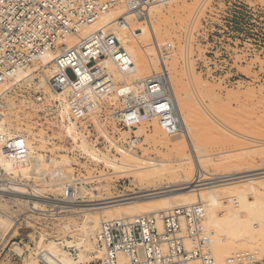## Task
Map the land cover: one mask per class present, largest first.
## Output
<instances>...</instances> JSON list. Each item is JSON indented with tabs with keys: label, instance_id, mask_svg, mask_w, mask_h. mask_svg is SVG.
Wrapping results in <instances>:
<instances>
[{
	"label": "built area",
	"instance_id": "1",
	"mask_svg": "<svg viewBox=\"0 0 264 264\" xmlns=\"http://www.w3.org/2000/svg\"><path fill=\"white\" fill-rule=\"evenodd\" d=\"M167 1L0 0V85L48 52L59 51L45 86L39 84L38 71L23 83L0 86V123H19L0 132V158L8 162L7 169L0 167V202L19 213L14 222L21 240L29 237L20 219L29 205L34 224L41 225L70 214L69 206L91 204L75 196L79 190L93 193L104 178L90 167V162L97 163L91 154H108L116 163L130 156L139 164L148 163L136 134L142 123L156 119L166 135L178 134L180 121L166 72H153L137 90L115 83L105 62H113L122 73L131 72L133 62L106 28L86 33L120 3L135 11ZM69 38L75 40L71 46H57ZM60 162L67 164L54 174ZM127 195L133 197L127 193L114 198L130 199ZM30 197L42 205L23 200ZM204 217V208L192 205L104 220L94 238L102 257L91 263L214 264ZM257 254L240 251L229 263L256 264Z\"/></svg>",
	"mask_w": 264,
	"mask_h": 264
},
{
	"label": "rangeland",
	"instance_id": "2",
	"mask_svg": "<svg viewBox=\"0 0 264 264\" xmlns=\"http://www.w3.org/2000/svg\"><path fill=\"white\" fill-rule=\"evenodd\" d=\"M152 16L163 43L162 57L144 48L143 60L138 62L129 49L122 46L133 62V69L144 70L143 76L161 72L163 61L168 67L166 75L168 78L173 76L174 95L180 96V104L185 107L181 111L184 117H189L187 124L197 141L195 154L199 152L196 156H199L201 173L205 177L240 172L241 175L264 173V0H175L153 8ZM131 23L144 25L141 15L132 18ZM132 37L135 42L136 38ZM142 41L147 42V39ZM112 69H108L111 75ZM132 80L127 84L114 82L132 87ZM6 125L13 128L15 125L18 127L19 123L10 120ZM155 126L158 131H155ZM136 134L142 140L140 149L148 163L139 164L137 158L129 157L118 162L120 169H113L108 155L100 154L99 159L104 160V164L90 162V167L96 168L104 178L93 187V193L83 190L87 195L81 197L94 201L138 193L140 189H154L181 178L195 180L193 167L181 161L188 150L178 152L160 144L166 139V134L157 120H151L142 129L139 126ZM176 139L171 141L172 146L179 143L180 140ZM175 141L177 143L174 144ZM159 163L164 171L159 169L158 172L153 167ZM121 173L126 175L110 178ZM261 176L264 174L253 178ZM120 180H124L125 184ZM247 186L253 187V194L247 196L250 202H246L243 208L244 228L237 240L229 239L237 235L230 227L221 228L219 240L213 236L211 231L214 230L205 226L211 237V248L215 247L217 239V243L222 245L221 249L230 248L217 255L223 258L225 264L231 255L240 251L258 253L256 264H264V178L252 181ZM227 187L224 189L228 190ZM97 194L99 199L96 198ZM237 202L239 205L240 199ZM226 203L227 209H238H234L231 202ZM225 206L218 209V214H225V217L232 215ZM30 211L31 205L20 217L22 230L29 234V237L21 240L14 222L19 213L0 202V218L9 217L14 222L10 224L12 229L7 237L0 235V264H42L38 256L39 250H42L38 248L40 245L44 248L58 247L74 260L82 256V264H98L91 263L97 259L94 258L97 228L92 235H84L82 215L73 214L36 225ZM143 211L146 213L139 215L155 213L153 209ZM47 224H51L49 228ZM45 234L50 238L43 241ZM66 242L72 243L73 250H67ZM213 257L215 260L214 252Z\"/></svg>",
	"mask_w": 264,
	"mask_h": 264
},
{
	"label": "bare ground",
	"instance_id": "3",
	"mask_svg": "<svg viewBox=\"0 0 264 264\" xmlns=\"http://www.w3.org/2000/svg\"><path fill=\"white\" fill-rule=\"evenodd\" d=\"M173 1L175 0H169L165 3H159L156 5H152L151 7H147L144 10H135V11H128L125 8L124 4L120 3L115 8L103 14L95 23L90 25V27L87 28L86 33L99 28L107 29L108 27L109 29L107 30L117 38L121 46L123 45L124 47L129 49L131 55L135 57L138 62H141V60H143L142 52H144L143 51L144 48H147L148 51L152 54L155 53L156 55H158L159 53L161 55L160 52H162L163 43L160 39L161 36L159 33V28L154 22L152 12H153V8L159 7L160 5L169 4ZM138 15H141L143 18L144 21L143 26H135L132 25L131 23L132 18H136ZM120 21L121 23H119ZM132 36L136 38L135 42ZM137 36L141 40L137 39ZM144 39H147V42L142 41ZM136 40L138 41L137 43ZM74 42L75 40H73V38H69L65 43H59L57 46L69 47ZM140 42L141 43L143 42V44H140ZM58 52L59 51L48 52L45 56L41 58L40 62L34 64L33 66L27 67L24 70H21L15 75V77L9 80V82H5L1 84L0 85L1 88L5 86H10L12 83H17L19 81L20 83L21 82L23 83V81L25 80L24 78L28 76L34 77L33 74L36 71L40 73L38 75V79L41 76V78L39 79L40 86H45L44 82L46 81V77L54 67L52 61L58 56ZM161 66H162L161 71L163 70L168 73V67L166 66L164 61L161 64ZM109 67H111V69L112 68L114 69L111 70L112 75L109 73L108 70ZM105 68H107L108 74L111 77L113 76L112 77L113 82L115 80L127 84V81L133 79L132 80L133 83L131 84H133L132 87L135 89L140 85L139 84L140 81L146 78V76H143L144 70H140L139 68H137V69H133L129 73H122L117 67H115V64L109 60L105 62ZM172 77L173 76L168 78V82L170 84L171 90L174 95V88H172V84L173 87H175L174 84L175 82L174 80H172ZM175 95H174L175 110L177 115L179 116L180 129L177 135L174 136L166 135V139L160 141V144H162V146H164L165 148L171 147V150L173 148L178 152L179 151L185 152L186 150H188L186 156L183 157L184 159H181V161L187 163L189 167H193V170H195V177H194L195 180L188 181L185 178H181V180L175 183H171L165 186H159L154 189H145V190L140 189L138 193H132L133 197L131 198L129 195H127L129 196L128 198L130 199H125L124 198L125 196L113 198L115 199L113 202H107L108 200H111V198L99 199V195L97 194L96 198H98L99 200H94V201L91 200L89 201L91 203L89 205L81 204V205L69 206L68 210H71L72 212L66 215L67 217L73 214H80L83 216L82 231L84 235L86 236L92 235L94 229L96 228L97 229L95 230V232L97 234L99 225L102 221H104L103 220L104 218L107 219L132 218V217H136V215L139 216L140 213H146L143 211L145 209L148 210L153 209L152 212L158 213L157 211L163 212L178 207L192 206V205H201L204 208L206 215L204 217V226H206V228L211 227L214 230V231L210 230L213 236L218 237L219 240H221L220 234H221V228L223 227H230L231 230L236 231L237 233L236 237L230 236L229 238L232 239V241L237 240L238 239L237 236L240 235L239 233L243 232L244 223L242 219V215H243L242 212H244L243 208L246 207L245 206L246 202H250V199L247 196L249 193H252L253 190V187L247 185H250L252 181L259 179L261 180L262 178H264V176L253 178L254 176L263 175L264 173L253 174V175H241L240 172V173H230L226 175H209L205 177L200 171L202 167L200 166L199 163L200 162L198 159L199 156H196L199 152L195 154V151L197 150L196 148L197 145H195V143L197 141L194 139L195 138L194 134L192 133V131L190 130L187 124L188 122H190L189 117L183 116L181 110H183V108L185 109V107L183 104H180V100H179L180 96L179 95L175 96ZM152 120L156 122V119H152ZM144 125L145 124L142 123L140 125V128L142 129ZM5 128H7V130L8 129L12 130V127L8 128L5 127L4 123H0V132H4ZM155 131H158L156 126H155ZM29 132L32 131L29 130ZM173 138H177L180 141H178L179 143H177L176 142L177 139H176L174 144L175 143L177 144L172 146L171 141H173ZM82 147L84 148V150L86 149L84 145H82ZM101 154L103 155L104 153ZM91 155L95 162L99 164H104V160L101 161L99 159L100 156L102 155L100 154L97 155L91 154ZM108 157L111 168L114 169L115 167H119L117 166L118 163H116V161H114L113 158H111L109 155ZM109 163L106 162L105 164H109ZM66 164L67 163L65 162L57 163L56 166L57 171L54 174L59 173L62 166ZM32 166L37 167L35 162ZM0 167L7 169L8 162L0 158ZM153 167H155L156 170L159 172V169L162 170L163 166L161 165V163H159L157 165H154ZM23 171L24 170H21L20 173ZM248 172H252V171H248ZM227 186H232V187H227ZM225 187H227L228 190H225L224 189ZM83 192H84L83 190L81 191L79 190L77 194H75V196L76 197L77 196L81 197L82 195L84 196V194L86 193ZM188 197L189 198L192 197V198L188 199ZM239 199H240V204L238 205L237 200ZM23 200L32 203L35 207L42 205V202H40L37 199H34V197H30V199H23ZM226 202H231L233 208L234 209L238 208V209L235 211H231L230 209H227L228 207L224 205V204L227 205ZM222 206H225V208L229 212H231L232 215L225 217L226 215L224 213L222 214H224L225 216L218 214L219 212L218 209H220V207ZM11 222L12 221L10 220L9 217H6L5 219L2 217L0 218V235L3 238L7 237V235L10 234V231L12 229L10 224L14 223ZM218 239L216 241L215 247L214 248L212 247L213 248L212 253L214 252V256H215L214 264H225L224 262H222L223 258H218L217 255L221 254V251L222 252L229 251L230 248L221 249L220 247H222V245L217 243ZM232 241L230 240V242ZM230 242L228 244H230ZM40 246L38 248L42 250H39L38 256H39V260L42 261V264H82L84 262L82 256H79L77 260H74L73 258L68 257L67 254L58 247L49 246L48 248H44L43 246L41 247ZM65 246L67 248H71L72 243L66 242ZM77 246H79V244H77ZM223 246L225 247V245ZM227 246L228 245H226V247ZM94 250H96L94 251L95 252L94 258L102 257V253L98 251L97 248ZM225 262L226 264H230L229 263L230 261H225Z\"/></svg>",
	"mask_w": 264,
	"mask_h": 264
}]
</instances>
